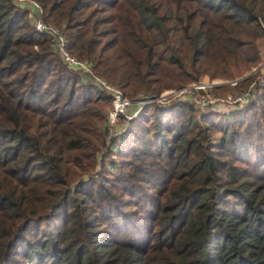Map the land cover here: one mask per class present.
<instances>
[{"label": "trees", "instance_id": "1", "mask_svg": "<svg viewBox=\"0 0 264 264\" xmlns=\"http://www.w3.org/2000/svg\"><path fill=\"white\" fill-rule=\"evenodd\" d=\"M37 1L131 98L203 75L243 88L261 59L264 0ZM258 88L226 109L144 101L105 141L108 94L0 0V264H264Z\"/></svg>", "mask_w": 264, "mask_h": 264}, {"label": "built area", "instance_id": "2", "mask_svg": "<svg viewBox=\"0 0 264 264\" xmlns=\"http://www.w3.org/2000/svg\"><path fill=\"white\" fill-rule=\"evenodd\" d=\"M16 4L26 8L28 14L32 16L33 26L41 31L46 32L57 53L61 59L68 65L80 69L87 77H89L93 82L97 83L109 96L110 107L107 111H110L109 122L113 123L117 118L127 119L131 115L135 114L140 104L147 100H154L158 102H165L169 98H174L175 96L187 95L191 98L194 104L201 108H207L211 106L223 105V106H234L245 102L251 96H254L255 89L258 86H264V57L257 64L253 65L245 73L246 76L254 73L252 79L243 88L234 89L230 91H224L220 94L215 93L211 90L206 89L207 86L218 84L224 81L221 80H211V81H192L190 83L174 87L165 88L161 90L158 94L143 95L141 97L129 98L126 97L121 89L107 82L101 76L93 73L88 66V63L82 59L78 58L72 53H70L65 47V37L64 34L56 28L52 23L45 21L41 18V6L37 0H13ZM243 74V75H245ZM242 75V76H243ZM235 80L230 79L226 82L233 83ZM200 89H203L200 91ZM116 118L115 120H113ZM111 123V124H112ZM110 133V127L107 126L106 135Z\"/></svg>", "mask_w": 264, "mask_h": 264}, {"label": "rangeland", "instance_id": "3", "mask_svg": "<svg viewBox=\"0 0 264 264\" xmlns=\"http://www.w3.org/2000/svg\"><path fill=\"white\" fill-rule=\"evenodd\" d=\"M40 6H41V4H40ZM41 9H42V11H41V18H42V13H43V8H42V6H41ZM30 18H31V20H32V16H30ZM43 19V18H42ZM44 20V19H43ZM53 25H55L56 26V28L58 29V30H60L62 33H63V31L60 29V26H58V25H56L55 23H52ZM259 41L261 42V56H260V61L263 59V57H264V37H261L260 39H259ZM247 70H245L244 72L245 73H247L246 72ZM245 73H243V74H245ZM221 80V81H224V83H226V81L227 80H224V79H221L220 77H215V78H208L206 75H203L202 77H200V80H202V81H211V80ZM221 83H223V82H221ZM187 84V83H186ZM114 85V84H113ZM167 88H174V87H167ZM239 88H242V87H234V88H232V89H230V87L229 86H223V87H219L218 89H217V93L218 94H220V93H222V92H224V91H230V90H234V89H239ZM165 89V88H164ZM207 89V88H206ZM163 90V89H162ZM260 90V88H258L257 87V91H259ZM124 94V93H123ZM138 94V93H137ZM125 95V94H124ZM126 97H128L127 95H125ZM129 98H131V97H129ZM249 100V99H248ZM110 107V105H109V103L107 104V105H105L104 107H103V111H104V116H105V121H104V124H106V126H109L110 127V133H108L107 135H106V137H105V135H104V139H105V141H108V139H109V137L110 136H112V134L115 132L114 130H113V128L114 129H116L118 126H120L119 124H120V121H121V119L120 120H118V121H116L117 119L116 118H114L113 120H115L112 124L109 122V116H110V111H107V109ZM217 108L218 109H226L227 108V106H223V105H217ZM120 118V117H119ZM107 129V128H106ZM106 134V133H105ZM118 141H119V135L118 136H115V137H113L112 138V143H111V145H110V147H114L115 145H117V143H118ZM115 151L116 150H110V156L112 157H114V159H117V155H115ZM113 153V154H112Z\"/></svg>", "mask_w": 264, "mask_h": 264}, {"label": "water", "instance_id": "4", "mask_svg": "<svg viewBox=\"0 0 264 264\" xmlns=\"http://www.w3.org/2000/svg\"><path fill=\"white\" fill-rule=\"evenodd\" d=\"M243 76H246V74H245V75H243Z\"/></svg>", "mask_w": 264, "mask_h": 264}]
</instances>
